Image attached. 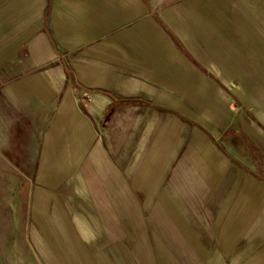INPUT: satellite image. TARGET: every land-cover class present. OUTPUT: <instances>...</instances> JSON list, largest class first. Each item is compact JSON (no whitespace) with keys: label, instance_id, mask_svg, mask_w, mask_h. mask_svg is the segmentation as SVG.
I'll return each instance as SVG.
<instances>
[{"label":"crops","instance_id":"0c3cea01","mask_svg":"<svg viewBox=\"0 0 264 264\" xmlns=\"http://www.w3.org/2000/svg\"><path fill=\"white\" fill-rule=\"evenodd\" d=\"M207 1L205 6L202 0L201 10H197L196 0H0V239L19 237L22 207L44 235L54 236L50 219L43 213L39 217L35 197H28L23 204L36 187L35 175L38 189L47 193L69 186L79 196L90 194L106 216L110 235H120L113 205L138 234L131 190L164 189L158 175L167 172L163 169L167 158L180 154L200 164L202 181L194 183L198 189L190 183L182 187L200 193L195 197L186 193L188 208L173 212L177 217L172 221H208L227 242L243 235L249 219L247 235L264 238V187L241 169L228 189L221 182L214 185L230 172L232 162L200 128L176 123L169 135L170 149L161 153L155 145L132 170L126 155L121 161L106 155L96 133L105 118L109 136L118 124L131 125L134 119L143 123L150 107L147 103L160 110L179 109V79L194 77L196 70L175 38L187 49L193 45L199 27L195 14L198 11L209 19ZM252 28L251 20L238 10L239 35L264 45V36ZM206 49L209 53L210 48ZM217 67L209 71L217 78L226 77ZM207 93L223 97L216 87ZM218 105L219 110L213 108L211 115L218 116L221 124L207 121V116L202 122L215 139H220L226 125L242 121L231 119L232 113L226 114L223 103ZM111 106L113 112L108 116ZM220 109L221 113L216 112ZM162 138L158 135L156 141ZM243 152L230 155L237 158L240 153L242 158ZM46 198L43 196L42 206L50 205ZM196 211L205 218L197 217ZM152 214L157 228L165 232V242L179 248L178 243L174 246L161 213ZM92 229L97 231L94 224ZM190 230L186 227L184 236L196 237ZM158 247L161 263L167 264L164 249ZM131 251L136 260L149 264L143 238L136 240ZM5 252L8 250L0 240V253Z\"/></svg>","mask_w":264,"mask_h":264},{"label":"rangeland","instance_id":"374dc122","mask_svg":"<svg viewBox=\"0 0 264 264\" xmlns=\"http://www.w3.org/2000/svg\"><path fill=\"white\" fill-rule=\"evenodd\" d=\"M209 1V19L202 18L203 14L197 13L198 11L195 14V21L199 23V27L196 28L193 45L191 44L187 49L175 38L178 47L195 65L196 70L194 77L179 79L177 95L179 109L160 110L147 103L150 107L146 111L147 119L143 123L139 124L138 120L134 119L131 125L118 124L111 128L109 136L105 118L97 125L96 133L101 140V149L106 155L111 160L117 161H121L123 155H126L125 159L131 164L132 170L138 166L144 154L148 155L155 145L161 153H166L165 150L170 149L171 144L169 135L176 129V123L182 121L206 132L214 146L226 154L228 160L232 162L230 172L216 179L214 185L221 182L223 187L228 189L238 175V170L241 169L264 187V154L262 153L264 150L262 151L261 147L264 137V52L262 50L264 45L244 40L236 29L237 13L238 10H242L251 20L252 29L264 36V0ZM207 2L205 0V6ZM202 5V0H196L195 6ZM197 10H201V7ZM207 46L210 48L209 53ZM214 66L216 68L220 66L226 77H215L209 71V69L213 70ZM210 87H216L217 93H221L223 97L215 98L216 95L208 94ZM208 97L211 98L210 104ZM130 102L136 101L130 100ZM163 103L165 105L167 102ZM219 103H223L222 107L228 111L227 115L232 113L231 119L241 118L242 125L240 122L236 125L234 123L226 125L220 139H215L203 128L202 122L207 116V121L221 124L222 120L218 116L211 115L213 108L219 110ZM112 112L113 109L107 115ZM216 112L221 113V109ZM165 113L168 116H165ZM158 135L159 138L163 137L161 141H156ZM241 149L244 151L242 158L238 156L240 153L237 154V158L230 155H234L236 151L240 152ZM241 159L243 164L239 162ZM163 169L167 172L158 177H162L164 189L131 190V202L134 203L139 219L138 234L133 233L131 221L123 220L119 207L112 206L116 225L120 231L119 236L109 234L106 216L95 206L90 194L79 196L69 186L55 191L57 195L53 192L47 193L38 189L37 186H40L37 184L38 175H35L36 187L28 196L23 195L26 196L23 204L26 205L28 197H35L39 217L43 215L44 218L50 219L51 225H49L54 236L49 238L44 235L41 227H37L38 223H33L31 214L23 213L25 208L22 207L19 237L0 239L4 249L8 250L0 253V264H143L136 260L135 254L131 251V247L139 238L145 241L149 264H162L158 255V246L164 249L167 264H264V238L247 235L252 223L249 219L246 221V226L245 224L243 226V235L237 237L236 241L231 238L227 242H224L220 236L222 232L216 235L217 233L208 226V221L190 223L172 221V217L173 219L177 217L173 212L188 208L186 193L191 192L192 197L200 193L197 190L189 191L184 188L190 183L198 189L199 186L194 183L202 181L199 172L202 168L196 161L192 163L190 159L180 154L174 159L167 158ZM196 170L198 172H194ZM43 196L45 198L47 196L50 205L46 203L42 206ZM39 201L41 204L38 206ZM156 211L161 213L164 224L172 233L171 239L175 240L174 246H178V243L179 248L168 245L163 239L162 235L165 232L162 233L153 221L152 213ZM196 214L199 218H205L201 211H196ZM77 217L86 222L92 231V225L96 226L97 231L93 238L86 239L80 235L76 223ZM223 225L224 222L221 223V226ZM186 227H189L191 229L189 233H194L196 237L186 238L184 236ZM181 245L188 253L182 252Z\"/></svg>","mask_w":264,"mask_h":264},{"label":"bare ground","instance_id":"6f19581e","mask_svg":"<svg viewBox=\"0 0 264 264\" xmlns=\"http://www.w3.org/2000/svg\"><path fill=\"white\" fill-rule=\"evenodd\" d=\"M82 183V182H81ZM83 187L85 188V186L83 185ZM60 219V218H59ZM62 221V220H61ZM77 227L80 231V235L83 237V238H93L95 233L91 230V228L89 227V225L84 222L83 220H81L79 217H77ZM63 226V225H62ZM66 233V232H65ZM78 234V233H77ZM67 235V234H65ZM69 236V235H68ZM79 236V235H78ZM92 240V239H91ZM83 242V241H82ZM136 246V245H135ZM135 248V247H134ZM140 254V253H139ZM140 257V256H139ZM78 258V257H77ZM106 258V257H105ZM142 260V259H141ZM79 262V261H78ZM110 262V261H109Z\"/></svg>","mask_w":264,"mask_h":264},{"label":"trees","instance_id":"16d2710c","mask_svg":"<svg viewBox=\"0 0 264 264\" xmlns=\"http://www.w3.org/2000/svg\"><path fill=\"white\" fill-rule=\"evenodd\" d=\"M112 109H113V106L109 107L106 114L111 113Z\"/></svg>","mask_w":264,"mask_h":264}]
</instances>
